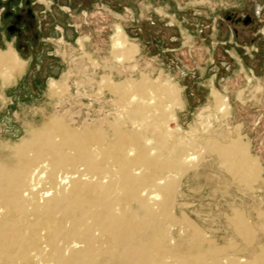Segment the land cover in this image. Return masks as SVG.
<instances>
[{"label":"rangeland","instance_id":"rangeland-1","mask_svg":"<svg viewBox=\"0 0 264 264\" xmlns=\"http://www.w3.org/2000/svg\"><path fill=\"white\" fill-rule=\"evenodd\" d=\"M118 28L135 49L129 60L114 56ZM10 47L22 68L10 76L0 67V160L7 159L5 145L17 144L45 117L75 130L106 128V118L127 126L114 94L99 92L103 75L113 84L143 74L169 79L184 104L173 155L199 152L206 139L227 143L238 133L258 168L248 189L205 152L183 177L174 218L185 215L223 246L237 209L264 242V0H0V50ZM51 82L61 84L50 90ZM214 94L228 98V114L212 108Z\"/></svg>","mask_w":264,"mask_h":264},{"label":"bare ground","instance_id":"bare-ground-1","mask_svg":"<svg viewBox=\"0 0 264 264\" xmlns=\"http://www.w3.org/2000/svg\"><path fill=\"white\" fill-rule=\"evenodd\" d=\"M117 30L114 56L129 60L135 49ZM0 67L12 76L22 65L16 54L5 52ZM168 80L143 74L111 84L102 76L99 92L114 94L127 126L106 119V128L75 130L60 118L45 117L17 144L5 145L0 264H264V243H256V232L241 211L234 209L229 217L233 236L223 246L212 244L185 215L174 218L181 179L205 152L215 154L245 188L258 168L238 133L227 145L206 139L199 152L175 157V132H182L176 111L183 106L176 84ZM60 84L51 82L49 88ZM213 96L212 108L228 114V98Z\"/></svg>","mask_w":264,"mask_h":264},{"label":"crops","instance_id":"crops-1","mask_svg":"<svg viewBox=\"0 0 264 264\" xmlns=\"http://www.w3.org/2000/svg\"><path fill=\"white\" fill-rule=\"evenodd\" d=\"M10 48H11V47H10ZM10 48H9V49H10ZM9 49H7V50H0V53H5V52H6V53H7V52L12 53V52H13L14 54L17 55V53H16L12 48H11L12 50H9ZM17 56H18V55H17ZM18 58H19V57H18ZM19 59H20V58H19ZM103 76H106L107 80H109V83L113 84V83H112V79H109V78H108L109 75H103ZM114 81H115V80H114ZM121 82H123V80H122ZM121 82H120V83H121ZM105 91H109V90H105ZM109 94H112V93L109 91ZM112 95H113V94H112ZM113 96H114V95H113ZM183 108H184V104H183ZM176 114H177V120H178V123H179L178 110L176 111ZM106 119H107V118H106ZM106 119H105V120H106ZM87 126H89V125H87ZM211 139H214V138H211ZM233 139H235V138H231L228 142L230 143ZM214 140H217V139H214ZM217 141H219V140H217ZM219 142H220V141H219ZM228 142H227V143H223V144H226V145H227V144H229ZM220 143H221V142H220ZM255 160H256V159H255ZM256 163H257V161H256ZM185 175H186V174H185ZM183 177H184V176H183ZM182 182H183V178L181 179L180 187H181V185H182ZM253 182H254V181H253ZM252 185H253V183L250 184V186H249L248 189H251V188H252ZM179 189H180V188H179ZM178 191H179V190H178ZM177 195H178V194H177ZM180 211H181L180 214H182V213L184 212L182 209H180ZM184 214H186V213L184 212ZM230 217H231V216H230ZM229 226H230V225H229ZM229 228H230L231 231H232L231 226H230ZM255 232H256V231H255ZM256 233H257V232H256ZM232 236H233V231H232ZM232 236H230L229 238H231ZM256 243H264V242L262 241L261 237H259V236L256 235Z\"/></svg>","mask_w":264,"mask_h":264}]
</instances>
